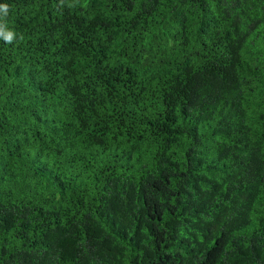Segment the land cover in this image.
I'll return each mask as SVG.
<instances>
[{"label": "trees", "instance_id": "trees-1", "mask_svg": "<svg viewBox=\"0 0 264 264\" xmlns=\"http://www.w3.org/2000/svg\"><path fill=\"white\" fill-rule=\"evenodd\" d=\"M0 4V264H264V0Z\"/></svg>", "mask_w": 264, "mask_h": 264}, {"label": "clouds", "instance_id": "clouds-1", "mask_svg": "<svg viewBox=\"0 0 264 264\" xmlns=\"http://www.w3.org/2000/svg\"><path fill=\"white\" fill-rule=\"evenodd\" d=\"M8 13V5L7 4H0V18L3 19V17L7 16ZM2 31V29H0ZM14 33L12 31H8L7 33L4 34V39L6 42L11 43L13 40Z\"/></svg>", "mask_w": 264, "mask_h": 264}]
</instances>
